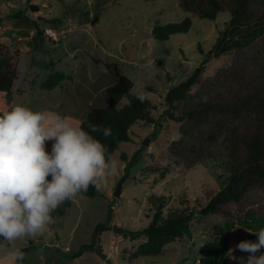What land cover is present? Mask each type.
I'll return each mask as SVG.
<instances>
[{
	"label": "rangeland",
	"instance_id": "rangeland-1",
	"mask_svg": "<svg viewBox=\"0 0 264 264\" xmlns=\"http://www.w3.org/2000/svg\"><path fill=\"white\" fill-rule=\"evenodd\" d=\"M30 1L44 16L40 25L50 26L62 35L58 42L42 35L46 41L42 49L16 59L15 87L23 92L0 93L1 113L20 104L33 110H54L79 124L90 106L107 105L104 90L116 83L115 71L133 82L131 94L143 93L156 110L152 112L153 124L137 122L131 126L130 141L113 151L112 155L120 162L119 171L106 188L95 197L70 200L64 215L52 214L56 222L42 236L15 242L17 248L26 249L23 264H105L93 252L74 260L69 258L80 246L91 243L94 227L100 223L107 227L100 235V247L109 264H194L212 242L213 225L222 222L219 217L195 215L190 222L191 238L183 237L166 245L154 257L139 256L138 247L144 239L124 238L112 227L129 231L144 229L152 215L147 202L150 195L168 198L164 213L180 208L183 201L198 209L225 181V161L221 157H206L195 166H187L169 155L170 143L179 138L178 125L161 116L167 108L164 97L168 89L187 79L201 61L198 48L205 53L218 38L234 32L229 13H219L214 20L199 18L183 12L178 7L179 0H0V24L3 13L19 12L17 23L31 27L26 21L32 18L27 10ZM249 8L254 14H264V0H252ZM185 18L191 21L187 33L172 35L166 41L153 38L155 25L179 23ZM7 20L14 21L11 17ZM238 42L244 47L251 43ZM233 58L234 52L211 59L199 79L212 77ZM53 73H62L65 79L51 91L41 90L40 84ZM70 98L77 102L67 103ZM124 103L125 99L121 101ZM46 150L51 151V142H46ZM135 154L132 165L126 169ZM162 171L166 174L160 179ZM121 177L125 180L119 197L115 198L113 192ZM255 200L256 223L247 214H234L227 264H241V257L246 264L249 253L236 246L241 241L257 242L258 237L253 233L264 228V192L258 193ZM230 250H233L231 254Z\"/></svg>",
	"mask_w": 264,
	"mask_h": 264
},
{
	"label": "trees",
	"instance_id": "trees-1",
	"mask_svg": "<svg viewBox=\"0 0 264 264\" xmlns=\"http://www.w3.org/2000/svg\"><path fill=\"white\" fill-rule=\"evenodd\" d=\"M252 0H179L178 7L196 17L214 20L216 15L228 12L232 35L220 37L212 48L203 53L198 66L191 75L168 89L164 101L167 108L163 117H169L178 125L179 138L170 143L169 155L181 164L197 165L203 158L221 157L225 161L226 179L198 209L187 201L180 208L168 209V198L150 195L147 202L152 215L147 226L138 231L119 229V233L130 240L139 238V256L154 257L161 254L163 248L183 237L191 238L190 222L195 215L202 218L219 217L222 222L213 225L212 242L206 245L207 251L201 256L202 264H227L228 237L234 227L235 213L247 214L251 222L258 205L255 197L264 192V14H254L249 5ZM31 12H37L30 5ZM18 18L19 13L12 15ZM191 27L188 18L179 23L155 25L152 36L158 41H166L172 35L187 33ZM39 42L41 29L36 27ZM238 40H249L244 47ZM234 52V58L227 67L220 68L212 77L199 79L205 66L211 59ZM19 51L9 52L0 45V93L11 94V87L17 78L16 59ZM110 68V67H108ZM117 81L107 87V105L104 108L90 106L80 125L87 129V123L110 126L112 137L104 139L102 134L93 133L113 153L123 142H129V129L137 122L153 124L152 112L156 106L149 99L141 101L131 94L133 82L115 71ZM65 76L53 73L41 88L52 90ZM125 99L126 103L121 104ZM0 114H2L0 112ZM137 154V153H136ZM136 154L126 165H132ZM124 159L125 157L122 156ZM166 172L160 173V179ZM99 191L89 187L82 196L95 197ZM254 199V200H252ZM65 201L55 213L65 214L69 208ZM256 203L254 207L249 204ZM259 221L261 218L258 219ZM250 226V225H248ZM107 230L105 224L94 227L91 243L79 247L69 258L74 260L86 252L95 253L105 259L100 247V235ZM26 249H22L25 251Z\"/></svg>",
	"mask_w": 264,
	"mask_h": 264
},
{
	"label": "clouds",
	"instance_id": "clouds-1",
	"mask_svg": "<svg viewBox=\"0 0 264 264\" xmlns=\"http://www.w3.org/2000/svg\"><path fill=\"white\" fill-rule=\"evenodd\" d=\"M93 133L104 139L113 134L110 126L89 121L86 129L54 110L17 104L0 114V264H23L17 240L42 236L65 201L89 187L101 191L118 174L120 162ZM253 234L257 242L241 241L236 248L249 253L246 264H264V228Z\"/></svg>",
	"mask_w": 264,
	"mask_h": 264
},
{
	"label": "crops",
	"instance_id": "crops-1",
	"mask_svg": "<svg viewBox=\"0 0 264 264\" xmlns=\"http://www.w3.org/2000/svg\"><path fill=\"white\" fill-rule=\"evenodd\" d=\"M32 3L33 2L30 1V3L28 4L27 10L30 11V5H34ZM17 13H19V12H17ZM30 13L32 15V18L30 20H26V21L30 23L31 27H22V26H20L17 23V20H16L17 18H13L12 17V15H14V14L3 13V16L1 18L0 38L1 37H3V38L0 40V45H4L5 47L10 49L11 51H13V50L14 51L15 50L19 51V56L22 55V54L32 55L34 53H37V51L39 49H42L44 47V44L46 42L43 39H41V41L39 42V39L37 38L36 32H35L36 31V27L39 28V29H41L43 27V26L40 25V22H39L44 17L42 15V12L38 9L37 12L33 13V12L30 11ZM7 17L13 18L14 21L7 20ZM19 17H20V13H19ZM13 32H16L17 34L14 35V36L8 34V33H13ZM9 36H11V37L9 38ZM17 76H18V73H17ZM15 82H16V79H15V81H14L12 87H11V93H13V92H16V93L23 92V89L18 88V86L15 87ZM41 84H40V89L41 90H45V89L41 88ZM48 91H51V90H48ZM74 99L75 98H70V100L67 103H76L77 101L74 100ZM59 102L60 101H56L55 103H59Z\"/></svg>",
	"mask_w": 264,
	"mask_h": 264
},
{
	"label": "built area",
	"instance_id": "built-area-1",
	"mask_svg": "<svg viewBox=\"0 0 264 264\" xmlns=\"http://www.w3.org/2000/svg\"><path fill=\"white\" fill-rule=\"evenodd\" d=\"M42 31V35H44L46 38L51 39L53 42H58L60 36L62 35L61 32L56 31L54 28L50 27V26H43L41 28ZM194 264H202L200 262V259H197Z\"/></svg>",
	"mask_w": 264,
	"mask_h": 264
},
{
	"label": "water",
	"instance_id": "water-1",
	"mask_svg": "<svg viewBox=\"0 0 264 264\" xmlns=\"http://www.w3.org/2000/svg\"><path fill=\"white\" fill-rule=\"evenodd\" d=\"M145 144H146V141L142 145H145ZM124 180H125V177H121V179L117 182L116 188H115V190L113 192V196L115 198L119 197V195L121 193L122 184H123ZM112 229L113 230H119V228H117L116 226H113Z\"/></svg>",
	"mask_w": 264,
	"mask_h": 264
}]
</instances>
